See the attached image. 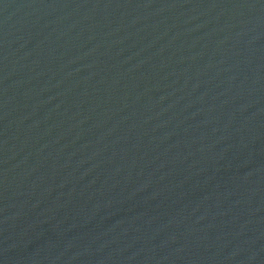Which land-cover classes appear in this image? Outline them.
<instances>
[{
	"label": "water",
	"instance_id": "obj_1",
	"mask_svg": "<svg viewBox=\"0 0 264 264\" xmlns=\"http://www.w3.org/2000/svg\"><path fill=\"white\" fill-rule=\"evenodd\" d=\"M0 264H264V0H0Z\"/></svg>",
	"mask_w": 264,
	"mask_h": 264
}]
</instances>
